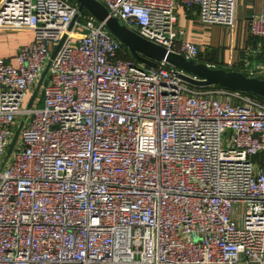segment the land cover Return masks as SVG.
I'll use <instances>...</instances> for the list:
<instances>
[{
	"label": "built area",
	"instance_id": "built-area-1",
	"mask_svg": "<svg viewBox=\"0 0 264 264\" xmlns=\"http://www.w3.org/2000/svg\"><path fill=\"white\" fill-rule=\"evenodd\" d=\"M97 1L196 61L178 9L236 21L237 0ZM78 7L0 1L1 30L34 34L0 58V264H264V101L136 61ZM247 21L263 47L264 0Z\"/></svg>",
	"mask_w": 264,
	"mask_h": 264
},
{
	"label": "crops",
	"instance_id": "crops-1",
	"mask_svg": "<svg viewBox=\"0 0 264 264\" xmlns=\"http://www.w3.org/2000/svg\"><path fill=\"white\" fill-rule=\"evenodd\" d=\"M1 1V0H0ZM261 0H237L234 27L202 23L197 12L178 9L177 26L185 32L184 39L200 48L199 60L215 68H227L230 62L264 64V46H257L248 34V16L258 13ZM30 30L6 31L0 29V58L15 64L19 47L33 40ZM259 50L261 54H257ZM244 64V63H243ZM237 69V68H236ZM236 69H231L236 71ZM239 70V69H237Z\"/></svg>",
	"mask_w": 264,
	"mask_h": 264
},
{
	"label": "water",
	"instance_id": "water-1",
	"mask_svg": "<svg viewBox=\"0 0 264 264\" xmlns=\"http://www.w3.org/2000/svg\"><path fill=\"white\" fill-rule=\"evenodd\" d=\"M79 10H84L97 21L104 22L111 35L116 38L128 51L129 55L138 62L148 66H156L158 61H164L178 71V76L186 83L199 87L218 86L229 90L251 93L264 99V79L247 76L239 71L227 70L225 68H211L207 64L184 56L169 52L162 46L153 44L133 31L129 30L118 18L109 15L107 8L97 0H74ZM56 52H54L53 56ZM46 70L43 72L30 100L28 106L38 93ZM22 122L15 132L12 143L9 145L11 151L18 136Z\"/></svg>",
	"mask_w": 264,
	"mask_h": 264
},
{
	"label": "trees",
	"instance_id": "trees-1",
	"mask_svg": "<svg viewBox=\"0 0 264 264\" xmlns=\"http://www.w3.org/2000/svg\"><path fill=\"white\" fill-rule=\"evenodd\" d=\"M83 12H84V13H87L86 11H83ZM124 48H125V47H124ZM196 88H197V87H196ZM198 88H199V87H198ZM245 93H247V94H249V95H251V96H254V97H256V98H258V99L264 101V99L259 98V97L255 96V95L251 94V93H248V92H245Z\"/></svg>",
	"mask_w": 264,
	"mask_h": 264
},
{
	"label": "rangeland",
	"instance_id": "rangeland-1",
	"mask_svg": "<svg viewBox=\"0 0 264 264\" xmlns=\"http://www.w3.org/2000/svg\"><path fill=\"white\" fill-rule=\"evenodd\" d=\"M84 11V10H83ZM126 49V48H125ZM40 90H41V88H40ZM40 90H39V92L38 93H40ZM40 95L38 94V96L37 97H39ZM31 97V95L27 98V99H29ZM43 102V101H42ZM42 102H41V104L39 105V106H42Z\"/></svg>",
	"mask_w": 264,
	"mask_h": 264
}]
</instances>
